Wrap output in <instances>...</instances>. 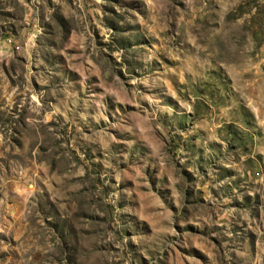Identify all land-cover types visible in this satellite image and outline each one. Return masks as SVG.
Segmentation results:
<instances>
[{"label":"rangeland","instance_id":"374dc122","mask_svg":"<svg viewBox=\"0 0 264 264\" xmlns=\"http://www.w3.org/2000/svg\"><path fill=\"white\" fill-rule=\"evenodd\" d=\"M0 264H264V0H0Z\"/></svg>","mask_w":264,"mask_h":264}]
</instances>
